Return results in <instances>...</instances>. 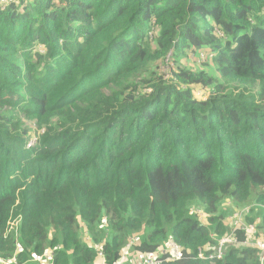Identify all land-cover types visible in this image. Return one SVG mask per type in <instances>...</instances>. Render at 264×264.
I'll list each match as a JSON object with an SVG mask.
<instances>
[{
	"label": "trees",
	"instance_id": "1",
	"mask_svg": "<svg viewBox=\"0 0 264 264\" xmlns=\"http://www.w3.org/2000/svg\"><path fill=\"white\" fill-rule=\"evenodd\" d=\"M225 199L264 240V0H0L1 255L113 264L136 237L181 245L163 264H264L241 242L197 258Z\"/></svg>",
	"mask_w": 264,
	"mask_h": 264
},
{
	"label": "built area",
	"instance_id": "2",
	"mask_svg": "<svg viewBox=\"0 0 264 264\" xmlns=\"http://www.w3.org/2000/svg\"><path fill=\"white\" fill-rule=\"evenodd\" d=\"M17 2L18 0H3L5 4L9 2ZM212 56V55H211ZM207 59L206 53H201L199 56V62ZM44 129H39V134L43 133ZM36 138V140H35ZM38 137L34 136L30 139L28 147H34L37 144ZM251 212V205H244L242 208L234 209L233 212L226 217V221L232 226L230 233L225 234L217 238L215 247L210 252H206L200 248L197 253V258L205 261H214L222 259L225 255L226 248L237 242H241L244 245H255L264 252V240H258L257 221L249 223L246 221V216ZM192 214L198 216L202 221L206 215L202 210L194 208L191 211ZM13 225L15 222L12 223ZM238 231L245 232V238L240 240L237 236ZM136 237H132L123 251L121 257H119L113 264H163L167 260H181L183 258L182 248L175 240L170 239L165 246V249H161L155 252L139 253L138 256L132 258L130 256V250L132 249ZM226 246V247H225ZM98 250L101 249L100 245H97ZM19 246L16 253L21 251ZM35 262L39 264H54V251L47 250L42 254H36L32 257ZM0 264H21L17 255L11 257H5L0 254ZM94 264H106L105 261H99Z\"/></svg>",
	"mask_w": 264,
	"mask_h": 264
},
{
	"label": "rangeland",
	"instance_id": "3",
	"mask_svg": "<svg viewBox=\"0 0 264 264\" xmlns=\"http://www.w3.org/2000/svg\"><path fill=\"white\" fill-rule=\"evenodd\" d=\"M192 58V57H191ZM188 55L187 56H181L180 58H179V61H181V64L182 65H185V66H187L188 68H190V69H194V70H197V71H199V70H202V69H205V66L204 65H200V64H198L196 61H194L193 59H191ZM163 69H165L166 71L168 70V68H167V66H163L162 67ZM196 88V91H195V95H196V97H198V98H207V96H208V93H205V92H202L201 90H200V87H195ZM199 89V90H198ZM32 123H33V121H32ZM32 126V128H33V136L32 137H38V135H40L39 134V127H37L36 126V124H32L31 125ZM35 140H36V138H35ZM38 141V140H37ZM248 205V204H247ZM244 205H241V206H238L237 204H235V203H233L232 201H230V200H227V199H225V200H223L220 204H219V206H218V214H224L225 213V215H226V217L228 216V215H230L232 212H233V210L234 209H237V208H242ZM188 208H189V210L190 209H192V208H196V209H199V210H202L203 212L206 210V206H205V204L202 202V201H200V199H198V198H196V199H194V200H192L190 203H189V205H188ZM224 215V216H225ZM226 220V219H225ZM226 247V246H225ZM139 255V253H135L132 249L130 250V256L132 257V258H135L136 256H138Z\"/></svg>",
	"mask_w": 264,
	"mask_h": 264
}]
</instances>
